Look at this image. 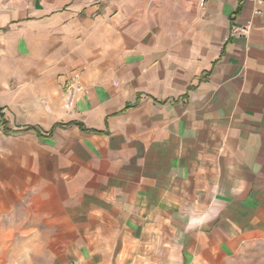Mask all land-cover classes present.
Segmentation results:
<instances>
[{"label":"crops","instance_id":"obj_1","mask_svg":"<svg viewBox=\"0 0 264 264\" xmlns=\"http://www.w3.org/2000/svg\"><path fill=\"white\" fill-rule=\"evenodd\" d=\"M258 6L0 0V264H264Z\"/></svg>","mask_w":264,"mask_h":264},{"label":"built area","instance_id":"obj_2","mask_svg":"<svg viewBox=\"0 0 264 264\" xmlns=\"http://www.w3.org/2000/svg\"><path fill=\"white\" fill-rule=\"evenodd\" d=\"M252 1H254V0H252ZM253 12L255 14H262L264 16V0H259V6L256 7ZM249 27H250V25H249V23H247L245 26L240 27V28L234 27L232 29V32H234V34L246 33L248 31ZM67 89L70 92L81 90L77 76H75L74 78H72L69 81V83L67 85Z\"/></svg>","mask_w":264,"mask_h":264},{"label":"trees","instance_id":"obj_3","mask_svg":"<svg viewBox=\"0 0 264 264\" xmlns=\"http://www.w3.org/2000/svg\"><path fill=\"white\" fill-rule=\"evenodd\" d=\"M2 125H3V130H4V132H6V133L10 132V129H8V128L6 127V123H5V121H2ZM25 129H26V130H35L36 128H35L34 126H28V127H26Z\"/></svg>","mask_w":264,"mask_h":264},{"label":"rangeland","instance_id":"obj_4","mask_svg":"<svg viewBox=\"0 0 264 264\" xmlns=\"http://www.w3.org/2000/svg\"><path fill=\"white\" fill-rule=\"evenodd\" d=\"M58 235H56V234H54V246H53V252L55 253V252H57L58 251V246H56L55 244L58 242L57 241V237Z\"/></svg>","mask_w":264,"mask_h":264}]
</instances>
